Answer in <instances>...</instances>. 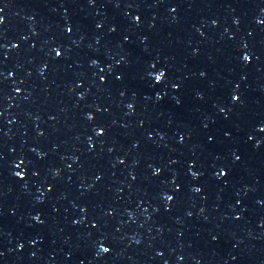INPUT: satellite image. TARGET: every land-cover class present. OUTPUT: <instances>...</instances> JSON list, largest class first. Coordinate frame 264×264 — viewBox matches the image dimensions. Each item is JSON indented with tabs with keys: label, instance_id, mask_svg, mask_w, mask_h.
I'll return each instance as SVG.
<instances>
[{
	"label": "water",
	"instance_id": "1",
	"mask_svg": "<svg viewBox=\"0 0 264 264\" xmlns=\"http://www.w3.org/2000/svg\"><path fill=\"white\" fill-rule=\"evenodd\" d=\"M0 264H264V0H0Z\"/></svg>",
	"mask_w": 264,
	"mask_h": 264
},
{
	"label": "snow or ice",
	"instance_id": "2",
	"mask_svg": "<svg viewBox=\"0 0 264 264\" xmlns=\"http://www.w3.org/2000/svg\"><path fill=\"white\" fill-rule=\"evenodd\" d=\"M245 59H247V57H245ZM105 251H107V249H104Z\"/></svg>",
	"mask_w": 264,
	"mask_h": 264
}]
</instances>
